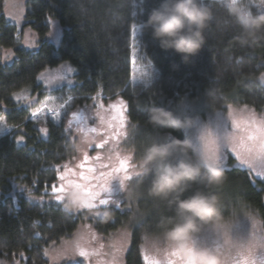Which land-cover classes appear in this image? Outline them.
Here are the masks:
<instances>
[{"label": "trees", "instance_id": "16d2710c", "mask_svg": "<svg viewBox=\"0 0 264 264\" xmlns=\"http://www.w3.org/2000/svg\"><path fill=\"white\" fill-rule=\"evenodd\" d=\"M4 2L0 0V45L11 49L15 57L9 63L0 62V116L12 126L0 135V258L49 264L47 251L90 222L102 235L129 227L131 244L125 264H147L143 259L145 239L159 235L161 219L172 215L165 202L148 195L150 177L137 190L131 210L101 207V211L110 210L107 217L67 211L51 192L53 184L59 187L62 183L59 172L66 171L64 165L77 172L83 159L74 147L79 143L76 128L81 123L73 120L72 113L92 110L102 101L114 104L122 100L129 132L126 146L136 149V160L141 155L136 141L147 144L185 134L150 124L147 111L154 104L169 107L187 101L211 110L245 106L264 115V84L259 80L264 72V41L242 44L237 39L241 29L228 12L229 0H207L214 18L205 47L185 64L175 52L161 50L149 33L137 30L135 38L132 36V25L145 19L159 0H26L23 28H31L39 38L38 48L30 50L20 42L23 28L5 16ZM243 2L249 4L250 0ZM249 8L262 10L259 0ZM51 20H57L63 29L59 46L48 38ZM65 62L75 68L71 84L48 90L38 81L41 72ZM137 66L145 70L135 79ZM28 89L40 99L54 98L60 104L58 115L50 112L43 121L36 119V105H24L13 97ZM69 121L71 129L66 134ZM45 128L46 135L41 131ZM97 149L93 145L88 155L95 157ZM224 173L222 185L205 190L220 196L226 215L243 209L264 223V180L239 167L224 168ZM136 180L133 178V186Z\"/></svg>", "mask_w": 264, "mask_h": 264}, {"label": "clouds", "instance_id": "9594fccd", "mask_svg": "<svg viewBox=\"0 0 264 264\" xmlns=\"http://www.w3.org/2000/svg\"><path fill=\"white\" fill-rule=\"evenodd\" d=\"M228 12L241 29L237 39L242 44L264 41V10L254 12L243 0H237L230 4ZM213 18L214 10L207 0H159L137 24V30L149 33L161 50L175 52L188 64L205 47ZM147 120L152 125L185 133L183 138L173 135L165 141L153 140L134 163L133 176L137 180L128 187L129 195L137 193L145 178L150 177L148 195L165 202L172 210L171 216L161 219L162 232L152 238V250L162 257L178 251L187 264H232L238 253L247 251V245L236 234L238 221L245 212L239 209L226 215L220 196L205 190L222 185L226 179L224 169L210 156L205 140L200 138L206 124L163 104L149 107ZM194 129L199 132L196 137L190 134ZM74 147L82 153L90 143L81 139ZM88 199L87 192L72 187L64 193L63 207L78 211ZM99 214L107 217L110 210ZM252 222L261 224L256 218ZM205 233L212 234L211 242L203 240ZM259 246L253 243V250Z\"/></svg>", "mask_w": 264, "mask_h": 264}, {"label": "snow or ice", "instance_id": "6c2138e0", "mask_svg": "<svg viewBox=\"0 0 264 264\" xmlns=\"http://www.w3.org/2000/svg\"><path fill=\"white\" fill-rule=\"evenodd\" d=\"M230 4H234L237 0H229ZM256 0H250L247 6L255 3ZM259 4L262 10H264V0H259ZM137 31V25H132V36L135 38ZM136 57V47H132V58L133 62ZM75 71V70H73ZM41 78L45 76V73H41ZM135 78V75L134 77ZM260 80H264V75L260 76ZM27 100L28 97L23 96V94H17L16 99ZM48 101H42L43 107L37 111L43 112L47 109ZM101 108L103 105L101 104ZM114 115L111 119L106 120L103 115L98 111L96 113L100 124L107 125L105 131L108 133L106 138L101 140L96 144L97 148L103 149L109 140L118 141L122 135H126L120 131L125 125L124 116V102L121 100L118 103L111 104L109 106ZM230 111L229 115L232 116L234 109L228 106ZM52 112L56 115V109L53 108ZM73 120H77L83 123L87 117L83 113H72ZM0 123H4V118L0 116ZM72 121H69V128L65 129L66 134L71 129ZM4 126L12 127L7 125ZM115 127V131H108ZM211 129V131H209ZM96 127H77L76 131L81 134V139L87 140L90 143V147L93 145V139L90 138L89 133H96ZM41 131L46 135L47 129H41ZM194 137L199 135L198 130L190 133ZM201 139L205 140V148L208 150L210 156L217 160L221 165L228 157V150L235 154V157L240 164L246 165L250 169L260 168L261 171L257 173L259 176H264V115L257 118L254 111H250L249 116L246 119H232L231 124L228 120L224 118L220 111H216L209 115V123H206L204 128V135L200 136ZM23 138L21 137V141ZM115 147V144L113 145ZM83 160L79 164V168L82 171L79 172L80 181L77 182L73 179H67L68 174L72 173V169H69L67 165H64L66 171L59 172V178L62 183L57 187L56 184L51 186V192L54 198L58 202H63L64 193L72 187L82 189L89 194V199L82 205L81 209H87L90 212L92 210H97L95 215L99 216L98 208L100 206H108L110 203L115 204L116 207H120V201L123 197L117 196L113 199L115 193L122 192L125 189V182L132 179L134 163H131V155H126L121 157L119 152L115 153V157L111 154L108 156L109 163H99L100 155L95 157H90L87 151L82 152ZM94 162L95 166L92 165ZM59 168V165L56 166ZM132 169V171H129ZM75 175V173H73ZM66 181V183H64ZM39 199H43L40 197ZM131 199V195L128 196ZM129 210L131 206L129 205ZM249 222H251V227L247 230L245 234L238 235L239 239L244 245H247L246 252L238 253L232 261V264H264V230H261V234H257V225L253 223V218L246 212L243 215ZM240 226V220L238 221L237 227ZM38 235V234H37ZM128 234H124V241L121 243L118 251H122L126 242ZM203 240L205 242H211L212 237L210 233H205L203 235ZM253 243H257L260 246L253 250ZM78 254L80 257H89L90 253L82 247L79 243L76 245V252L74 255ZM143 259L147 264H187L178 253V251L170 252L167 256L162 259H157L156 257L144 255ZM113 264H116L115 257Z\"/></svg>", "mask_w": 264, "mask_h": 264}, {"label": "rangeland", "instance_id": "374dc122", "mask_svg": "<svg viewBox=\"0 0 264 264\" xmlns=\"http://www.w3.org/2000/svg\"><path fill=\"white\" fill-rule=\"evenodd\" d=\"M3 12L5 16L12 21L13 23L17 24L19 29L21 30L23 28L24 22H25V15H26V0H5L4 2V9ZM51 31L49 33V40L52 41L55 45L59 46L61 43V40L63 38V29L60 23L57 20H51ZM21 45L24 48L34 50L37 49L39 46V38L38 35L29 27H24L22 30V35L20 37ZM15 57L14 52L11 49H5L0 45V62L2 63H9L11 62ZM75 68L70 63H62L61 65L54 67V68H48L43 71L45 73V76L41 78V75H39L38 81L42 83L48 90L55 89L57 87H60L65 84H71L73 82V76L75 74ZM142 70L144 71L143 66H137L135 68V77L139 74H143ZM137 74V72H139ZM42 73V72H41ZM40 73V74H41ZM264 75V72H262L259 75ZM136 79V78H135ZM261 81V80H260ZM264 84V82H262ZM23 94V96L28 97L27 100L21 99L17 100L16 95L17 94ZM14 99L17 102H20L24 105L34 104L36 105V119L43 121L44 117L47 113L52 112V109H58L60 104L56 102L54 98L51 97H45V98H38L37 96H32L30 93V90H23L21 92H18L14 94ZM42 101H48L47 109L43 112L37 111L38 109H41L43 105L41 104ZM101 104L103 107L101 108ZM111 104L100 102L99 107L92 108V110L83 111L84 115L87 117V119L81 123L80 127H96L98 130L96 133H89L90 138L93 139V145L95 148L96 144L100 142L101 140L105 139L107 136V132L105 129L107 128V125L100 124L99 119L96 116V113L99 111L101 115L104 116L106 120L111 119V117L114 115L113 110L109 107ZM169 108H172L178 112L189 114L192 116H195L198 118V120L202 124L209 123V115L212 113H215L216 111H220L224 118L228 120L229 124H231L232 119H246L249 116L250 111H254L257 118H259L262 114H259L255 109L245 107V106H231L232 109H234V113L232 116L229 115V107L225 110H211L210 108H207L205 105L194 103V102H181L179 104L169 106ZM127 123V120L125 121ZM5 123H0V135L7 132V128L4 126ZM126 125V126H125ZM122 129H120L121 132L126 133V135H122L118 141L109 140L108 144L105 145L103 149L98 148L96 151V155H100V161L99 163L108 164V156L111 154L113 157H115V153L119 152L121 157L126 155H131L132 160L131 163H135L137 160L135 158L136 149H132L126 146V140L128 139L127 136H129L128 132V124H125ZM115 127L112 129H109L108 131H115ZM195 131L192 130L191 133ZM44 134V133H43ZM45 135V134H44ZM76 136L78 138V141H81V134L79 132L76 133ZM160 141V138L156 139ZM138 143V149H144V147L151 143L152 141L148 142L147 144H141L139 141H136ZM136 143V144H137ZM115 144V147L113 145ZM92 145V146H93ZM91 147L87 149V152L90 150ZM138 150L141 152V150ZM83 157V155H82ZM233 158L234 160H231ZM83 160V159H82ZM92 163L93 166H95L94 162ZM221 167L224 168H230V167H239L245 170H248L255 179L264 180V176L257 175L258 172L261 171L260 168L256 169H250L246 165H242L239 163L237 158L235 157V154L231 153L230 150H228V157L227 159L221 164ZM82 171L79 169V171H73L71 174L75 173V175H72L73 177H70L73 180H80V177H76V175H79V172ZM129 171H132V169H129ZM135 178V176L132 177V179L125 182L124 191L115 193L113 196V199H115L117 196L123 197V199L120 201V207H129L133 203V201L136 202L137 197L136 193L131 195V199H128L129 193H128V187H132V180ZM100 206L98 208V211H101ZM107 207H116L115 204L110 203ZM119 207V208H120ZM82 213H87L86 216L97 218L98 216L95 215V212L97 210H92L91 212L87 209H80L78 210ZM100 216V215H99ZM256 218V217H254ZM257 219V218H256ZM259 220V219H257ZM261 222L260 225H257V234H261L262 227H264V223ZM251 227V222H249L247 219L240 218V226L236 229V234L241 235L245 234L247 230ZM128 234L127 242L123 248L122 251H118L120 248L121 243L124 241V234ZM212 237V234H211ZM152 238H146L144 243V255L147 254L149 256L156 257L157 259H162L163 257L156 254L152 250ZM213 238V237H212ZM79 243L82 247H84L89 253L90 256L80 257L78 254L74 255V252H76V245ZM131 244V231L130 228L125 226L114 233L110 235H102L98 233L95 228L93 227V224L90 222H85L83 225L80 226L78 231L73 235L71 239L63 240L58 245L53 246L51 249L47 251V257L49 259V264H65V263H75V262H84L87 264H113V260L115 257L116 264H125V257L128 252V249ZM0 264H25L21 262L18 258H13L11 260H6L4 258H0Z\"/></svg>", "mask_w": 264, "mask_h": 264}]
</instances>
